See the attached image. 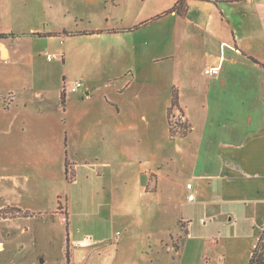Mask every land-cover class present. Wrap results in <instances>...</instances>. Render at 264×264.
<instances>
[{"label": "rangeland", "instance_id": "1", "mask_svg": "<svg viewBox=\"0 0 264 264\" xmlns=\"http://www.w3.org/2000/svg\"><path fill=\"white\" fill-rule=\"evenodd\" d=\"M177 1L61 0L65 7L56 19L66 28L65 55L54 57L48 47L51 61L44 49L30 63L23 42V61L0 60V107L13 90L17 105L42 93L71 110V117H33L27 133L0 112V264H68L66 254L70 258L77 245L101 247V257L92 254L88 264H248L264 202L210 204L208 187L195 192L193 171L205 163L195 153L203 126L196 85L212 76L206 69L220 68L214 54L223 41L264 60V0L222 2L223 13L214 1L192 4L187 16L186 0L182 13L171 12ZM49 13L55 19L53 9ZM20 19L0 11V33L10 38L35 24ZM199 19L208 31L192 28L201 27ZM79 29H94V36L68 37L82 35ZM117 29L122 32L107 34ZM80 76L82 86L72 92ZM173 89L189 92L183 96L190 99L188 138L169 132ZM169 120L189 125L179 106H172ZM69 131L76 143L68 151ZM251 182L264 192L263 178ZM211 210L216 219H200ZM184 213L191 219H176ZM26 219L52 221L39 228Z\"/></svg>", "mask_w": 264, "mask_h": 264}, {"label": "crops", "instance_id": "2", "mask_svg": "<svg viewBox=\"0 0 264 264\" xmlns=\"http://www.w3.org/2000/svg\"><path fill=\"white\" fill-rule=\"evenodd\" d=\"M59 1L61 2V0ZM59 1L0 0V11L2 13H10L15 17L20 16L21 19L19 22L23 21L22 19L35 22L28 30L15 35L9 34L12 35L10 38L4 37L6 36L4 33H0L4 35L0 37V60L8 62L14 58L17 61H23L26 58V53L20 51L21 46L25 44L29 46V53L27 54L29 58L27 57V59L30 63L36 57H40V54L44 53V49L46 53L48 47L53 50L54 57L62 53L65 55L66 45L64 40L67 34L64 31L66 28H64V23H60L56 19L57 13L65 5H62ZM235 1L240 0H219L216 2L217 8L223 13L224 5L235 3ZM248 1L252 3V0ZM202 2L213 4V1L207 0H186L185 3L187 6L185 5V7L187 10L184 8V16H187L189 6L192 4L199 6ZM222 2H226V4ZM52 9L55 19L51 18L49 13ZM196 20L193 19V21L198 23ZM199 22L201 23V27L194 23H190V25L200 33L208 31L206 29V22H203V19H199ZM231 27L234 32V26L231 25ZM136 29L138 27L128 31ZM78 31L82 35L68 37L89 39L94 36V29H79ZM119 32H122V30L117 29L116 31L107 32V34H119ZM36 33H46V35H36ZM22 37H26L27 41H23ZM8 40H10L9 43ZM215 51L216 54L214 55L219 59L221 64L219 69L216 68L218 73L212 76H204L202 84L199 82L196 85L197 91L202 95V99L199 102V109L203 113V126L201 128V135L197 138L198 148L195 150V153L197 162L202 160L205 163L202 166L197 165L193 171V178H195L197 185L195 192H201L205 186L208 187L209 193L211 194L210 204L219 203L218 200L225 202L229 200L264 202V192L259 189L262 184L256 182L253 185L251 182L252 176L261 177L264 180V67H262L264 60H259L254 57L253 52H248L247 48L243 45L237 44L233 46L226 41H223L219 47V51ZM47 53L46 57L51 61L53 59L51 53ZM4 55H6L5 58L3 57ZM82 79V76H80L75 80L82 81ZM61 90H59L58 101L60 100ZM88 93L86 91V96ZM185 93L187 95L189 94L188 91H184V94L180 95L177 91L178 99L176 107L179 106L182 109L190 125V130L184 136L188 138V135H190L193 129V125L187 109L190 106V99L184 100L183 96ZM6 94L7 103L0 107V112L3 111L6 118L10 117L11 127L14 126V123L20 121V126L23 129L26 128V133L29 128V121L33 117H43V120H48L47 118L52 120L54 118L52 116L54 112H61L71 117V110L68 106L66 107V101L64 108L59 107L56 98L38 93L34 94L32 99H30V96H27L28 98L24 104L17 105L15 102L17 101V95L19 93L12 90L6 92ZM65 133L67 134V132ZM65 139L67 140V148L69 151L76 143L72 132L69 131ZM65 139L63 140L64 144ZM74 182L75 180L71 183ZM157 186L158 181L155 180L154 188L151 190L148 189L149 192L156 193ZM193 188L194 185L192 184L191 189ZM157 204L158 201H156L155 205ZM205 214L207 216H204V218H202L203 214H200V219H216L218 216V213L212 210L209 212L205 211ZM191 217L192 215L184 213L183 216L176 219H191ZM26 220L39 222V228H44L46 224L49 226V223L52 221L51 219ZM60 221H63V219H60ZM33 225L35 224L33 223ZM67 236L73 235L68 234ZM162 236L163 234L160 235L159 248L162 245ZM115 239L117 245H120L121 240H118L116 236ZM0 245L2 244L0 243ZM100 248L77 245L74 248L73 254L70 255L68 264H88L89 260L92 259V254L94 255L96 253L97 258L101 257V252H98ZM0 249L3 248L0 247ZM147 250L144 247L142 251ZM156 250L158 249L156 248ZM178 251L175 250V253L178 254ZM146 255H150V253L148 254L147 251ZM205 263L210 264V261H205ZM149 264H153V260H149Z\"/></svg>", "mask_w": 264, "mask_h": 264}, {"label": "trees", "instance_id": "3", "mask_svg": "<svg viewBox=\"0 0 264 264\" xmlns=\"http://www.w3.org/2000/svg\"><path fill=\"white\" fill-rule=\"evenodd\" d=\"M207 1H214L217 2L219 0H207ZM181 4H183V0H178L176 4L172 7L171 12H177V13H182L180 11ZM66 33V31H64ZM36 35H46V33H36ZM4 36L3 34H0V37ZM256 61V60H255ZM264 67V65H262ZM172 100H171V105L167 109V119H168V124H169V132L172 137H184L190 130V125H187L186 123H180L177 121V127L171 125V121L169 120V114L171 112L172 106L177 105V92L175 89H173L172 92ZM64 90L61 91V102H64ZM175 125V124H174ZM177 128V129H176ZM66 165L67 161H65V172H66ZM256 243L254 247L251 250V255L248 261V264H264V221L260 226V229L256 233ZM66 261H69V256L66 254Z\"/></svg>", "mask_w": 264, "mask_h": 264}, {"label": "built area", "instance_id": "4", "mask_svg": "<svg viewBox=\"0 0 264 264\" xmlns=\"http://www.w3.org/2000/svg\"><path fill=\"white\" fill-rule=\"evenodd\" d=\"M206 71L209 73V74H217L218 73V70L216 69V68H208V69H206ZM82 86V82H81V80H76L74 83H72L71 84V86H70V90L72 91V92H75L76 90H78L80 87ZM66 89V86H64V90ZM187 187L189 188V189H191V187H192V185L190 184V183H188L187 184ZM194 198H195V196H194V194L193 193H190L189 195H188V199L189 200H194Z\"/></svg>", "mask_w": 264, "mask_h": 264}]
</instances>
